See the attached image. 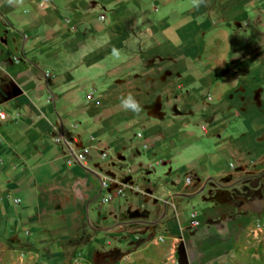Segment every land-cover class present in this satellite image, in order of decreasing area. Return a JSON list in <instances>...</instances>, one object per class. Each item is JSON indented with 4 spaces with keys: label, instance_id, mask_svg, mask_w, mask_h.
<instances>
[{
    "label": "crops",
    "instance_id": "1",
    "mask_svg": "<svg viewBox=\"0 0 264 264\" xmlns=\"http://www.w3.org/2000/svg\"><path fill=\"white\" fill-rule=\"evenodd\" d=\"M0 113L5 233L88 222L95 264H264V195L227 193L264 175V0H0Z\"/></svg>",
    "mask_w": 264,
    "mask_h": 264
},
{
    "label": "rangeland",
    "instance_id": "2",
    "mask_svg": "<svg viewBox=\"0 0 264 264\" xmlns=\"http://www.w3.org/2000/svg\"><path fill=\"white\" fill-rule=\"evenodd\" d=\"M104 10L102 9V14L100 15L102 22L107 20ZM103 17L106 19H103ZM109 62L107 61V64ZM128 62H118L117 66L124 68ZM135 62H139V60H135ZM204 63L205 61L197 59L192 65L198 69H202L205 67ZM233 64L234 62H231V65ZM231 69H234V67H231ZM199 78H202V76ZM202 114L203 112L200 113V115ZM261 181L263 184L262 192L264 194V175L261 177ZM89 227L88 222H85L82 228H86V232L84 230L83 234H79L72 239L56 235L44 236L42 239H39L34 236L35 234L29 232L28 229L26 230V228L20 230V232L10 229L5 233L0 221V264H95L97 252L94 249L90 252L87 250L96 238L92 232L93 229L91 230ZM45 239H48L47 242H41V240ZM58 244L63 246L64 251L53 253L51 251L52 247L56 251ZM47 248L50 250L47 251ZM57 256H65V258L61 260V258L57 259Z\"/></svg>",
    "mask_w": 264,
    "mask_h": 264
},
{
    "label": "flooded vegetation",
    "instance_id": "3",
    "mask_svg": "<svg viewBox=\"0 0 264 264\" xmlns=\"http://www.w3.org/2000/svg\"><path fill=\"white\" fill-rule=\"evenodd\" d=\"M261 175L257 179H247L242 182H238L229 188L228 195L231 199H234L244 210L251 209L256 201H259L263 197ZM262 184V185H261Z\"/></svg>",
    "mask_w": 264,
    "mask_h": 264
},
{
    "label": "built area",
    "instance_id": "4",
    "mask_svg": "<svg viewBox=\"0 0 264 264\" xmlns=\"http://www.w3.org/2000/svg\"><path fill=\"white\" fill-rule=\"evenodd\" d=\"M5 118V114L4 113H0V119H4ZM88 151L86 150L85 151V153H83V155H81L80 157H79V159L80 160H84L85 159V155H86V153H87ZM187 182L188 183H190V182H192V178L190 177V178H187ZM191 225L193 226V227H197L198 225H199V221L195 218V215L193 216V219H192V221H191Z\"/></svg>",
    "mask_w": 264,
    "mask_h": 264
},
{
    "label": "clouds",
    "instance_id": "5",
    "mask_svg": "<svg viewBox=\"0 0 264 264\" xmlns=\"http://www.w3.org/2000/svg\"><path fill=\"white\" fill-rule=\"evenodd\" d=\"M113 54L114 55L117 54L115 49L113 50ZM130 100H131V98H129L128 100L123 101L122 102L123 103V106L125 108L131 107L133 109H136V105L134 103H130Z\"/></svg>",
    "mask_w": 264,
    "mask_h": 264
}]
</instances>
